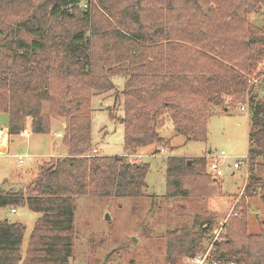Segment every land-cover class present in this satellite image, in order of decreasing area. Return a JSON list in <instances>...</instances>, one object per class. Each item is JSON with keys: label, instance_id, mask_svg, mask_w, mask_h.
<instances>
[{"label": "trees", "instance_id": "trees-1", "mask_svg": "<svg viewBox=\"0 0 264 264\" xmlns=\"http://www.w3.org/2000/svg\"><path fill=\"white\" fill-rule=\"evenodd\" d=\"M263 2L0 0V115L7 133L19 135L30 118V132L46 134L52 119H63L67 148L66 156L39 164L25 189L0 187V207L39 214L23 253L25 226L0 220V264H68L77 197L141 198L149 165L129 162L125 154L149 145L172 149L156 130L165 121L176 134L206 141L209 118L228 112L232 98L244 94L250 127L240 215L226 220L215 258L264 264V231L248 233L244 208L251 197L264 203V27L250 19ZM5 15L14 18L4 21ZM115 74L124 78V154L82 156L91 143V98L113 89ZM190 164L167 157L166 197L220 196L218 180L204 174V159ZM188 176L200 184L196 194L184 187ZM197 218L190 228L167 233L165 264H182L204 249L215 214Z\"/></svg>", "mask_w": 264, "mask_h": 264}, {"label": "rangeland", "instance_id": "rangeland-1", "mask_svg": "<svg viewBox=\"0 0 264 264\" xmlns=\"http://www.w3.org/2000/svg\"><path fill=\"white\" fill-rule=\"evenodd\" d=\"M13 18L14 16L5 15L3 20ZM250 19L254 25L264 27V2L260 13L252 15ZM110 79L114 88L95 92L91 98V143L82 156L124 154L123 108L119 94L123 89L124 78L115 74ZM247 99L246 94L235 96L228 112L212 115L207 123L204 142L176 134L169 121L157 123L155 126L158 134L170 140L172 149L166 147L162 151H154L156 146L149 145L136 153L125 154L129 162L149 165L144 196L137 199L88 196L76 198L74 254L69 258L68 264H165L167 233L190 228L194 217L201 221L207 212L214 213L215 220L201 245L203 248L209 246L210 239L213 238L212 231L222 226V232L216 241L219 242L225 234L226 220L231 215H240L237 210L238 200L242 197L247 174L243 168H233L232 164L241 161L247 152L250 111L240 109L242 105H246ZM260 99L264 103V93H260ZM46 108L47 104H44L43 112H46ZM61 122L64 123L63 119H52L51 130L46 134H33L27 139L21 135L10 137L8 149L5 154L0 155V187L6 190L25 189L34 179L39 164L67 155V148L62 143ZM29 123L30 118L27 119L25 131ZM3 124L6 125V116L0 115V125ZM208 151L213 156L220 151L226 154V158L219 160L222 175L213 178L220 185V196L201 198L189 194L179 198L166 197L167 157H183L186 166L187 161L191 163L188 166H193V159L202 157L205 161L204 174L213 177L207 168ZM195 179L194 176H188L183 180L184 187L193 194H196L194 188L200 185ZM3 180L7 181L2 183ZM244 200L248 233L263 232L264 203L259 197ZM106 215L109 219H105ZM38 216L39 214L26 207H16L14 211L9 207H0V220L17 221L25 226L22 253ZM217 250L219 247L216 245L214 252ZM181 263L187 264V259L183 258Z\"/></svg>", "mask_w": 264, "mask_h": 264}, {"label": "built area", "instance_id": "built-area-1", "mask_svg": "<svg viewBox=\"0 0 264 264\" xmlns=\"http://www.w3.org/2000/svg\"><path fill=\"white\" fill-rule=\"evenodd\" d=\"M240 109L246 110L247 108L245 105H242ZM57 135L59 136L60 134L58 133ZM224 158H226V154L224 153V151H220L219 154L216 156H213L211 153L208 155L207 168L213 177H218L222 175L219 160L224 159ZM247 162L248 161H247V152H246V155L243 157V159L241 161L234 162L232 166L233 168H243L245 173H247V169H248ZM12 211L14 210L12 209ZM221 227L217 230L214 229L212 231L213 238L210 239V245L207 247H204V249L200 251L198 254H196L194 257L187 259V264H219L215 258L214 243L218 241V237L222 232Z\"/></svg>", "mask_w": 264, "mask_h": 264}, {"label": "crops", "instance_id": "crops-1", "mask_svg": "<svg viewBox=\"0 0 264 264\" xmlns=\"http://www.w3.org/2000/svg\"><path fill=\"white\" fill-rule=\"evenodd\" d=\"M30 123L27 125L26 131H25V135L22 133H20L19 135L25 137L26 139L29 138L30 136H32L33 134L30 132ZM61 126L64 127V123L61 122ZM18 136V135H17ZM15 137V136H14ZM10 141V137L7 133V128L6 125H0V155L5 154L6 150L8 149V144ZM59 156V155H57ZM49 157H52L51 155ZM38 165V163H37Z\"/></svg>", "mask_w": 264, "mask_h": 264}, {"label": "water", "instance_id": "water-1", "mask_svg": "<svg viewBox=\"0 0 264 264\" xmlns=\"http://www.w3.org/2000/svg\"><path fill=\"white\" fill-rule=\"evenodd\" d=\"M121 120H122V119H121ZM208 153L210 154V151H208ZM187 164H189V161H187ZM213 180H215V179H213ZM105 219H109V216L106 215V216H105Z\"/></svg>", "mask_w": 264, "mask_h": 264}]
</instances>
